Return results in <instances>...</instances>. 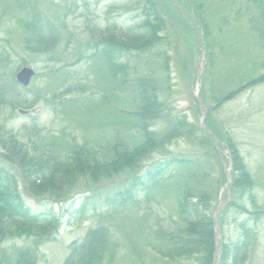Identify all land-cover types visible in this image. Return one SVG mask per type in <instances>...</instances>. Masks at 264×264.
Masks as SVG:
<instances>
[{"label": "rangeland", "instance_id": "obj_1", "mask_svg": "<svg viewBox=\"0 0 264 264\" xmlns=\"http://www.w3.org/2000/svg\"><path fill=\"white\" fill-rule=\"evenodd\" d=\"M29 1L36 4V10L48 19L49 24L55 26L61 38L59 43L52 44L50 53L39 54L30 51L23 43L26 27L18 21L26 14L25 10L15 8L16 2L12 3V0H0V52H3L4 46L11 48L8 57L12 60L10 64L0 66V73L4 76L14 72L15 79V73L22 66H29L35 71L29 86L25 90L21 87L17 89L20 95L16 99L29 100L31 107L27 113L21 114L19 109L24 108L12 109L10 105H5L0 112L3 128L16 133L25 141L34 124L42 133L45 147H48L53 155L64 157L68 147L77 143L93 148L95 156L101 161L111 159L113 147L117 144L133 147L142 141L143 133L138 126L134 101L135 84L140 77L148 75L163 78L159 81L158 91L161 99H164V105L172 114H185L192 122L199 120L200 111L195 97L197 84L193 73L191 74L190 60H187L189 46L184 36L191 44L193 41L184 32L186 28L176 18L166 0L157 2L163 12V18H166L168 23L161 33L163 37L167 35L170 40L169 46L163 47L170 55L169 71L160 70L150 53H135L124 57L129 63L125 80L124 75L111 73L100 56L86 58L84 55L92 53L87 46L92 41V30H102L112 23L121 28L136 24V14L143 6L142 0ZM187 1L193 7L190 13L197 14L196 3L201 6L202 0ZM207 1V8L201 6L203 9L200 7V11L212 30V63L209 70L213 76L208 81L215 82L213 91L207 96L212 108V96L219 98L244 82L246 77L238 84L236 82L241 73L243 76L245 74L241 70L251 69L255 75L264 73V48L255 33L247 30L244 20L251 12L246 11L245 0ZM219 6L224 7L222 13L229 16L231 23L229 27L223 28L224 32L221 34L218 30ZM235 13L239 15L236 17ZM51 54L57 58L55 62L48 60ZM240 63L250 66H243L242 69L234 71ZM193 69L197 72L196 60ZM204 69H207L205 61ZM202 85L203 81L201 88ZM206 89H209L208 84ZM211 115L217 129H223L234 138L254 181L251 190L254 195L253 203L264 207V82L224 102ZM155 125L157 131L162 132L166 126L165 119H156L153 123V126ZM31 134L39 145L40 136ZM192 142L181 138L165 148L158 149L143 161L136 172L133 171L135 173L124 170L98 182H93L89 176L83 177L75 193L62 202L49 199L38 202L26 193L20 184L22 197L31 212L52 213L61 222L56 239L40 246L36 264H62L69 253V245L80 241L87 229L97 224H106L112 238L119 244L115 264H184L161 256L158 249L161 241L155 232L158 228L154 219L178 218L177 200L184 180L182 166H169L153 180L144 178L148 182L137 183L133 189L141 191L136 198L125 204L121 203L120 194L134 177L144 176L146 172H158L159 166L173 157L191 159L189 169L188 165L185 168L191 172H195L200 163L207 159L211 160L213 165L218 164V157L205 156V151L198 150ZM0 167L19 177L18 167L1 157ZM208 173L209 179L219 181L218 166L208 170ZM200 179L201 177L197 176L191 185L195 186L197 182L203 185L204 182ZM218 183L214 184L216 191ZM225 188L226 186L223 189ZM225 199V195L221 193L215 205L218 206L220 201ZM230 201L219 214L224 219V224L220 226L221 239L226 242L238 238L241 234L239 224L248 217V214L232 208L227 210ZM241 203L248 209L253 207L250 193L245 194L242 201L240 200ZM249 224L256 231V241L246 264H262L264 217L256 222L250 221ZM147 241H152L151 245L154 247ZM22 243L21 239L8 238L0 246H19Z\"/></svg>", "mask_w": 264, "mask_h": 264}, {"label": "trees", "instance_id": "obj_2", "mask_svg": "<svg viewBox=\"0 0 264 264\" xmlns=\"http://www.w3.org/2000/svg\"><path fill=\"white\" fill-rule=\"evenodd\" d=\"M142 1V9L136 14V24L121 28L112 23L102 30L96 32L92 30V41L87 44L92 53L84 55L86 58L100 56L111 73L124 75L123 80L127 78L129 68L128 60H124V57L135 53L137 55L150 53L152 60L156 62L160 70L169 71L170 55L163 47L169 46L170 40L167 35L163 37L161 33L167 28L168 23L166 18H163V12L157 0ZM166 1L172 7L176 18L186 28V31L184 30L186 35L193 41L191 44L184 36L189 46L187 47V60H190L191 74L193 73L194 79H196V72L193 69L194 54L196 53L195 37L189 21L201 27L202 46L207 63V69H204L201 76L203 85L200 91V95L207 105L205 123L219 138L224 149L227 150L228 159L225 156V160L231 161V201L227 210L232 208L240 213L248 214V217L239 224L241 234L237 239L231 242L220 240L221 256L218 264H246L256 241V231L249 222H256L264 217V207H259L253 203L254 195L251 194V190L254 187V181L239 153L234 138L223 129H217L213 124L211 114L215 109L220 108L224 102L233 99L244 90L263 83L264 73L255 75L251 69L241 70L245 74L243 76L241 73V77H238L236 82L238 84L246 77L244 82L219 98L212 96L211 100L214 102V107L211 108V101L207 96L210 91H213L215 82L213 80L208 81L213 76L209 70L212 63L210 43L212 30L200 11L201 6L207 8L208 1L202 0L201 6L196 3L198 13L193 12L191 14L193 7L190 2L175 0L185 11L189 21H186L178 13L170 0ZM191 1L193 2V0ZM245 1L246 11L251 12L244 20L247 24V30L250 33H255L259 39L258 42L264 48V0ZM13 2H16L15 8H23L26 13L18 20L24 23L26 27V34L23 39L25 46L30 51L39 54L50 53L52 44L60 42V32L55 29V26L49 24L48 19L43 14L36 10V4L32 1L12 0ZM217 9L220 10L218 30L221 34L224 32L223 28L229 27L231 23L229 16L227 17L222 13L224 7L219 6ZM235 15L237 17L239 14L235 13ZM44 27L49 29L44 30ZM9 50L11 48L4 46L3 52H0V66L12 62L8 57ZM48 60L55 62L57 58L51 54ZM243 66L245 68V66L250 65L245 63L241 65L240 63L233 70L242 69ZM162 79L148 75L137 80L134 101L138 126L143 133L142 141L133 147L117 144L114 146L115 148L113 147L112 158L108 160L101 161L95 156L93 148L77 143L68 147L64 157L53 155L50 149L45 147L42 133L35 128L34 124L24 141L16 133L3 128V124L0 123V157L8 163L16 165L19 169V177H17L12 171L0 167V244L8 238L21 239L23 242L19 246L14 244L10 247L0 246V264H36L40 246L46 242L54 241L60 227V219L54 214L31 212L22 197L20 184L23 185L24 191L38 202L45 199L57 202L65 201L75 193V189L83 177L89 176L93 182H98L101 179L111 178L114 174L124 170L136 172L142 166L143 161L152 153L181 138L193 141L195 144L192 145H195L198 150H204L205 156L218 157V164L213 165L211 160L207 159L202 162L204 165L200 163L195 172H191L185 170L191 159L173 157L169 161L163 162L159 166L158 172H146L144 176L134 177L130 185L121 192V203L125 204L130 199L136 198L141 190H134L133 188L137 183L146 184L148 181L144 178L153 180L156 175L169 166L174 164L182 166L184 180L179 192L180 197L177 200L178 218L165 217L163 220L154 218L158 228L155 232L161 241L158 249L161 256L173 261H181L184 264H215V223L212 219V213L221 189L227 186L229 180L223 170L222 163L219 161V153L214 140L200 127L199 122L190 121L185 114H172L171 110L164 105V99H161L158 91L159 81L161 82ZM207 84L209 89H206ZM18 87L21 86L16 83L14 72L4 76L0 73V112L5 105H10L12 109L31 107L29 100L28 102L27 100L16 99L20 95L17 92ZM21 88L25 90V88ZM156 119H165L166 126L162 132L157 131V125L153 126ZM31 133L40 136L39 145L31 137ZM214 166L219 168V181L208 178V170H213ZM187 167L189 169V165ZM197 176L201 177L200 180L204 184L197 182L195 186H192L191 184ZM216 182H219L217 191L214 188ZM248 193H250L253 206L251 209L246 208V205L244 206L242 203L240 204V200L242 201L245 194ZM219 220L222 226L224 224L223 216H220ZM149 244L152 248L154 247L151 245L153 244L152 241ZM118 249L119 244L112 238L108 226L97 224L88 228L80 241H74L69 245V253L62 264H115ZM262 264H264V250Z\"/></svg>", "mask_w": 264, "mask_h": 264}, {"label": "water", "instance_id": "obj_3", "mask_svg": "<svg viewBox=\"0 0 264 264\" xmlns=\"http://www.w3.org/2000/svg\"><path fill=\"white\" fill-rule=\"evenodd\" d=\"M173 6L178 10V12L185 16V13L183 12V10L181 9V7L174 1L171 0ZM200 28V27H199ZM197 43H199V39H197ZM198 54H199V69L197 72V87H196V99L198 101V105H199V109H200V125L201 127L210 135V137H213L215 146L217 148V150L219 151V154L222 156L225 151H223L220 147L218 143V138L215 136V134H213V132L206 126L205 122H204V116H205V112H206V107L205 104L203 103L200 95H199V89H200V76L203 70V51L200 49L199 45H198ZM35 71L28 66H23L15 75V79L16 81L26 87L29 85L31 78L34 76ZM19 112L21 114H25L27 111L26 110H19ZM229 177V184L227 187V199L223 202H221L217 208L215 209L214 213H213V220L215 222L216 225V231H215V235H214V241H215V253H216V262L215 264H218L219 259H220V248H219V238H220V233H221V229H220V224H219V220H218V215L220 214V212L222 211V209L225 207V205L228 203L229 199H230V194H229V190H230V186H231V177L228 174Z\"/></svg>", "mask_w": 264, "mask_h": 264}, {"label": "bare ground", "instance_id": "obj_4", "mask_svg": "<svg viewBox=\"0 0 264 264\" xmlns=\"http://www.w3.org/2000/svg\"><path fill=\"white\" fill-rule=\"evenodd\" d=\"M211 130V129H210ZM212 131V130H211ZM213 132V131H212ZM208 134V133H207ZM213 134H214V132H213ZM209 135V134H208ZM210 136V135H209ZM212 139H213V137H211ZM217 144H219L220 145V147H221V149L223 150V151H225V153L223 154L224 156H226L227 158H228V153H227V151H226V149H224V147H223V144L221 143V141L219 140V138H218V143ZM226 165H227V163H225ZM230 164H231V162H230ZM230 188H231V186H230ZM57 202V201H56ZM216 230V229H215ZM215 235V234H214Z\"/></svg>", "mask_w": 264, "mask_h": 264}]
</instances>
